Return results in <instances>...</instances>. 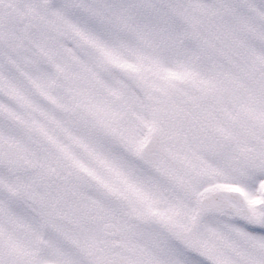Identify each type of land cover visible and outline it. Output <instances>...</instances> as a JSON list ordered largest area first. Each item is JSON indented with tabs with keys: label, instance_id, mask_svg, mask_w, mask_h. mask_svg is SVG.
<instances>
[{
	"label": "snow or ice",
	"instance_id": "6c2138e0",
	"mask_svg": "<svg viewBox=\"0 0 264 264\" xmlns=\"http://www.w3.org/2000/svg\"><path fill=\"white\" fill-rule=\"evenodd\" d=\"M0 264H264V0H0Z\"/></svg>",
	"mask_w": 264,
	"mask_h": 264
}]
</instances>
